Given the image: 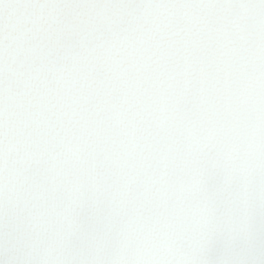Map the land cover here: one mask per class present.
Returning a JSON list of instances; mask_svg holds the SVG:
<instances>
[{"label": "snow or ice", "instance_id": "snow-or-ice-1", "mask_svg": "<svg viewBox=\"0 0 264 264\" xmlns=\"http://www.w3.org/2000/svg\"><path fill=\"white\" fill-rule=\"evenodd\" d=\"M0 264H264V0H0Z\"/></svg>", "mask_w": 264, "mask_h": 264}]
</instances>
